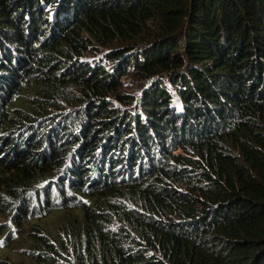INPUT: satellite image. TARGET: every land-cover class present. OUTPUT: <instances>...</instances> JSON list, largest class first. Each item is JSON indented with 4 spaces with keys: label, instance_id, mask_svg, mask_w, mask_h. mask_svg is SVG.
<instances>
[{
    "label": "trees",
    "instance_id": "obj_1",
    "mask_svg": "<svg viewBox=\"0 0 264 264\" xmlns=\"http://www.w3.org/2000/svg\"><path fill=\"white\" fill-rule=\"evenodd\" d=\"M94 42L112 68L81 61ZM131 57L158 78L134 107ZM0 250L264 264V0H0Z\"/></svg>",
    "mask_w": 264,
    "mask_h": 264
},
{
    "label": "rangeland",
    "instance_id": "obj_2",
    "mask_svg": "<svg viewBox=\"0 0 264 264\" xmlns=\"http://www.w3.org/2000/svg\"><path fill=\"white\" fill-rule=\"evenodd\" d=\"M145 46H148V43H140L138 44L135 49L131 50L128 55H139L138 58H140V55L142 51L144 50ZM111 48H102V47H94L91 48L87 55V60L89 62H96L98 61L101 65H104L105 68H112V63L107 60L105 61L104 54L108 51H110ZM103 57V58H102ZM106 59V58H105ZM133 60H131L132 62ZM131 64L129 65V67ZM120 84L118 86V90L121 94L129 95L130 97H136L143 89L145 85V81H143L141 78L136 76L135 71H128L126 74L120 77ZM107 100L110 101V106L113 107H121L125 108V104L123 102H119V100L113 95L109 94L106 97ZM175 102L178 104L177 100ZM179 105V104H178ZM3 252L0 250V259H2L4 256L2 255Z\"/></svg>",
    "mask_w": 264,
    "mask_h": 264
},
{
    "label": "clouds",
    "instance_id": "obj_3",
    "mask_svg": "<svg viewBox=\"0 0 264 264\" xmlns=\"http://www.w3.org/2000/svg\"><path fill=\"white\" fill-rule=\"evenodd\" d=\"M94 47H102V48H107V47H104V46H102L101 44H99V43H97V42H94V43H92L89 47H88V49H87V51H86V54H85V56L84 57H82L81 58V61L83 62V63H88L90 66H92V67H94L95 65H100V66H103V67H105L104 65H101L98 61H96V62H89L88 60H87V55H88V52H89V50L91 49V48H94ZM109 52V51H108ZM107 53V52H106ZM106 53L104 54V60L105 61H107L108 59L106 58ZM106 58V59H105ZM131 60H133V57H131L130 58V60H129V63L131 64V66L129 67V65H128V71H133L134 69V60L131 62ZM156 79H158L157 77H155V76H152V77H149V78H146V79H142L143 81H145V85H144V87H143V89H142V91L136 96V97H134V101H133V103L130 105V107H134V106H136L137 105V102H138V100H139V98L141 97V95L143 94V92H144V90L145 89H147L151 84H152V82H154ZM166 85V88L170 91V93H171V96H172V99H171V106H172V108L175 110V112L176 113H182V111H183V105H182V99H181V95H180V93H179V91H178V87L177 86H174V85H170V84H165ZM183 89V88H182ZM187 94V93H186ZM175 100H177V102H178V104L175 102ZM143 120V119H142ZM177 152H179V150H177L176 151V153ZM72 157V156H71ZM79 159V158H78ZM71 163V162H70ZM69 164V163H68ZM69 170V169H68ZM67 171V170H66ZM65 173V172H64ZM55 190V189H54ZM55 193H56V195H57V192H56V190H55Z\"/></svg>",
    "mask_w": 264,
    "mask_h": 264
}]
</instances>
